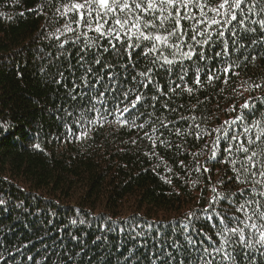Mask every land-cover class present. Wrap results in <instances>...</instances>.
<instances>
[{
	"label": "trees",
	"instance_id": "16d2710c",
	"mask_svg": "<svg viewBox=\"0 0 264 264\" xmlns=\"http://www.w3.org/2000/svg\"><path fill=\"white\" fill-rule=\"evenodd\" d=\"M70 2L0 0V264H151L154 245L149 241L148 248L137 247L144 237L133 239L135 232L147 231L151 224L152 236L159 232L182 241L176 230L192 211L201 216L196 226L203 225L202 230L214 237L218 219L206 217L213 208L223 211L230 205L227 200L212 205L209 201L217 193L230 196L247 186L236 183L232 166L224 162L226 141L220 140L216 159H210L213 142L222 135L213 129L237 115L250 96L261 99L252 101L254 110L247 116L261 118L264 87L252 85H264V44L242 41L245 48L235 50L229 44L230 53L223 59L239 67L233 68L238 75L229 73L227 84L222 73L208 83L206 71L201 73L202 86L194 83L198 64L215 70L227 66L221 58L184 61L187 76L181 88H176L181 83L179 65L171 75L167 66L156 68L154 80L166 95L155 109L149 99L134 113L143 129L129 128L114 110L112 115L105 113L100 104L104 97L81 99L79 94L87 89H76V100L68 95L73 80L70 65H77L84 47L83 39L72 43L71 33L61 35L66 20L57 9L62 11V4ZM248 15L247 26L258 29L252 21L264 14ZM248 35L259 41L264 33ZM68 37L71 40L61 48ZM229 37L226 31L225 39ZM221 47L205 45L202 50L214 57ZM138 63L137 71L147 65L143 56ZM117 70L131 82V76ZM74 71L77 77L82 73L78 67ZM187 87L193 88L191 94L184 90ZM141 91L148 97L161 96L151 85ZM106 98L110 106L111 96ZM165 100L174 112L163 108ZM92 104L98 112L86 111ZM233 106L237 111H231ZM66 110L74 115L67 116ZM81 116L80 123L74 122ZM160 120L167 128L160 127ZM153 127L158 131L153 132ZM146 132L170 146L157 142L152 155V142L142 139ZM200 132L203 136L197 139ZM205 208L207 213L202 211ZM169 250L173 251L170 246ZM249 252L250 259L237 256L236 264H264V248ZM198 255L193 252L194 264H200Z\"/></svg>",
	"mask_w": 264,
	"mask_h": 264
},
{
	"label": "snow or ice",
	"instance_id": "6c2138e0",
	"mask_svg": "<svg viewBox=\"0 0 264 264\" xmlns=\"http://www.w3.org/2000/svg\"><path fill=\"white\" fill-rule=\"evenodd\" d=\"M62 9V11L57 9L59 15L66 20L61 35L71 33L75 40L68 37L60 47L63 48L69 40L78 43L83 39L84 44L77 65H70L73 76L72 87L68 90L70 99H77L76 89L88 90L79 94L81 99L98 100L104 97L105 99L100 100V104L104 107L105 113L112 115L114 110L119 114L117 119L123 118L122 125L129 128L143 129L145 125L136 124L139 116L134 113L138 112L139 106L146 104L149 99L153 102L151 107L155 109L156 103L166 95L161 92L159 83L154 80L156 68L167 66L166 70L171 75L173 69L179 65L180 72L177 78L181 83L176 84V88H181L187 76L184 61H191L193 58L198 61L221 58L220 62L224 65L227 62L223 58L230 53L229 44L232 46L231 50L245 48L246 45L242 41L264 44V36L258 41L256 37L248 35L258 30L264 33V18L252 21L259 25L258 29L248 27L246 23L249 13L264 14V0H252L251 3L249 0H79V2L71 0L70 3L62 4ZM226 31L230 34L227 40ZM215 44L222 47L220 51L214 53V57L202 50L205 45L211 47ZM92 49L96 50L95 53L90 51ZM136 49L141 51L136 53ZM105 53L114 59L106 58ZM140 56L147 61V65L143 70L137 71ZM255 58L251 56L252 60ZM93 65L100 67L97 69ZM77 67L82 70L78 77L74 71ZM234 67H239L235 61L215 70L211 67L205 69L198 64L194 83L202 86L201 73L206 71L208 83L220 79L217 73H222L225 77L224 83L227 84L229 73L238 75L233 71ZM117 69L122 70L126 76H131V82L126 78L122 79ZM59 76L67 80L63 72H60ZM56 83L59 84L60 80ZM150 85L154 86L161 96L148 97L147 92L141 91L148 89ZM252 87L258 89L264 85L254 84ZM176 88H169V91L174 93ZM184 90L189 94L193 92L192 87ZM106 94L111 96L110 106ZM258 99L261 98L250 96L240 105L237 115L213 129L214 132L222 135L217 136L213 142L210 159H216V148L220 140L226 141L227 147L223 152L227 155L224 157V162L232 166V178L236 183L245 184L247 187L230 196L217 193L216 197L209 201L212 205L227 200L230 205L223 211L213 208L212 214L206 217V219H218V223L213 225L214 237L202 230L203 225L200 228L196 226L201 221V216L195 211L188 213L181 221V227L176 230L182 235V241L168 238L159 232L156 236H152L151 224L147 231L135 232L133 239L144 237L143 243L138 244L137 247L148 248L149 241L154 245L152 248L154 256L149 257L151 264H157V261L159 264H194L193 252L199 254L197 259L200 264H224V262L236 264L237 256L248 260L249 250L257 246L264 248V113L261 114L260 119L249 120L247 116L248 112L254 110L252 101ZM162 106L169 111L176 110L169 107L168 100H165ZM93 110L99 111L95 104L86 109V111ZM231 111H237L235 106ZM66 114L69 117L74 115L67 110ZM101 118L106 117L101 116ZM181 119L186 118L181 117ZM82 120L83 116L78 117L74 122L80 123ZM159 123L160 127L167 128L164 120H160ZM237 127L239 130H233ZM152 131L156 132L158 129L153 127ZM179 134L180 131L177 129V135ZM202 136L203 133L200 132L197 133L196 138L201 139ZM142 139L152 142V155L156 154L157 142L170 146L166 140H160L159 137H153L147 132ZM132 142L136 143L135 140ZM237 153L240 154L239 157L236 156ZM181 164L183 166V162ZM196 171L199 172L200 167H197ZM212 191L216 192L215 187ZM202 211L207 213L209 209L205 208ZM229 212L232 214L229 215ZM169 246L173 251L169 250ZM261 255L264 256V252ZM218 256L219 260H217ZM251 259L254 260V257Z\"/></svg>",
	"mask_w": 264,
	"mask_h": 264
}]
</instances>
